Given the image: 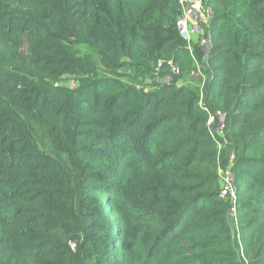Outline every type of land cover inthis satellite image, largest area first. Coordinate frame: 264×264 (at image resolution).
Returning <instances> with one entry per match:
<instances>
[{"label": "trees", "instance_id": "obj_1", "mask_svg": "<svg viewBox=\"0 0 264 264\" xmlns=\"http://www.w3.org/2000/svg\"><path fill=\"white\" fill-rule=\"evenodd\" d=\"M202 7L207 51L178 0H0V264H78L76 210L97 264H264V0ZM144 38L179 72L147 91L75 50L115 63ZM196 64L201 85H177Z\"/></svg>", "mask_w": 264, "mask_h": 264}, {"label": "rangeland", "instance_id": "obj_2", "mask_svg": "<svg viewBox=\"0 0 264 264\" xmlns=\"http://www.w3.org/2000/svg\"><path fill=\"white\" fill-rule=\"evenodd\" d=\"M199 1V8L201 14L199 18L195 19L194 31L191 34V38L184 37L187 44L198 43L202 46L203 51H207L208 43L205 38L202 36V29H200V22H206L208 19V13L202 7V0ZM160 19L159 17H157ZM157 25L156 29H159L161 26L165 28V25L157 20L155 23ZM158 40H150L144 38L141 42V47L138 48V51L132 53L127 57H123L117 60L115 63L112 61H104L100 54L95 52L92 48L85 45H76L75 50L84 54L87 53L91 55L95 63L97 64L98 69L105 76L116 74L117 77L125 83L136 85L139 89L147 91L155 84H163L170 82L172 77L179 75L178 69L176 67L171 68V72L162 73L159 71V59L156 53V46ZM200 65L196 64V68L188 74L183 75L180 79L177 80V85H186L191 88H196L201 85L203 82V76L200 71ZM62 85H67L72 87L75 85L74 79L71 76L65 75L61 81ZM214 131L220 133L222 130V117L218 116L217 121L212 124ZM33 133L35 139L38 143V147L44 153L51 154L61 162L63 167H67L68 161L65 155L57 154L53 148L52 143L45 135L44 131L37 126L32 124ZM229 150L227 149L225 155L228 156ZM230 165H228V168ZM221 177L222 185L227 183V173L219 170ZM77 211V212H76ZM72 219L71 224L74 229V233L78 236V241L72 242L71 247L74 251L77 252L79 257L78 264H97V253L95 251L96 238L98 234L94 235L91 230H87L83 225V215L84 211L80 212L76 210ZM79 213V214H77Z\"/></svg>", "mask_w": 264, "mask_h": 264}, {"label": "built area", "instance_id": "obj_3", "mask_svg": "<svg viewBox=\"0 0 264 264\" xmlns=\"http://www.w3.org/2000/svg\"><path fill=\"white\" fill-rule=\"evenodd\" d=\"M178 3L180 5V13L176 20V29L180 36H184L188 38V40L191 38V34L193 33L195 27V19L199 18V15L201 14L200 8H199V1L197 0H178ZM183 37V38H184ZM185 39V38H184ZM213 123V117H210L208 120V125L212 126ZM227 183L225 185H222L221 195L224 197H234V191L233 187L231 185V179L230 175L227 171Z\"/></svg>", "mask_w": 264, "mask_h": 264}]
</instances>
